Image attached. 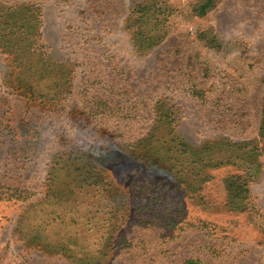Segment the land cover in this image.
Wrapping results in <instances>:
<instances>
[{
	"label": "rangeland",
	"instance_id": "rangeland-1",
	"mask_svg": "<svg viewBox=\"0 0 264 264\" xmlns=\"http://www.w3.org/2000/svg\"><path fill=\"white\" fill-rule=\"evenodd\" d=\"M190 259L264 264V0H0V264Z\"/></svg>",
	"mask_w": 264,
	"mask_h": 264
},
{
	"label": "trees",
	"instance_id": "trees-1",
	"mask_svg": "<svg viewBox=\"0 0 264 264\" xmlns=\"http://www.w3.org/2000/svg\"><path fill=\"white\" fill-rule=\"evenodd\" d=\"M245 194H248V190L246 189L245 191ZM181 264H206V263H203V262H200V261H197V260H187Z\"/></svg>",
	"mask_w": 264,
	"mask_h": 264
}]
</instances>
